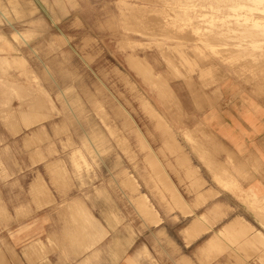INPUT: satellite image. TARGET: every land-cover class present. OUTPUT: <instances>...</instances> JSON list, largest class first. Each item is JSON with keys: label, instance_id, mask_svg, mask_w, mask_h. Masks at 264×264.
<instances>
[{"label": "rangeland", "instance_id": "rangeland-1", "mask_svg": "<svg viewBox=\"0 0 264 264\" xmlns=\"http://www.w3.org/2000/svg\"><path fill=\"white\" fill-rule=\"evenodd\" d=\"M178 3L0 0L3 250L41 217L98 259L264 264V196L203 116L224 88L264 101V0Z\"/></svg>", "mask_w": 264, "mask_h": 264}, {"label": "crops", "instance_id": "crops-1", "mask_svg": "<svg viewBox=\"0 0 264 264\" xmlns=\"http://www.w3.org/2000/svg\"><path fill=\"white\" fill-rule=\"evenodd\" d=\"M230 92L229 89L224 88L223 100L213 102L207 107L203 106V116L212 118L211 125L216 134L215 144L218 145L217 150H212L211 154L217 155L223 162L230 155L240 167L245 164V170L253 174L249 185L250 190L263 197L264 101L256 100L257 102L243 105L240 100L233 98ZM192 113L198 114L199 110L193 109ZM151 149L153 150L152 146ZM152 166L157 172L161 170L157 164ZM170 189L172 190V187ZM177 201L181 203L179 198ZM47 208L40 209L38 215L46 212ZM42 223V218L38 217L37 223L29 227V241L25 244L17 245L9 239L3 250L0 239V264H149L145 255L142 254L145 253L144 247L134 252L131 248L127 249L124 242L121 249L113 245L110 248L106 242L104 256L100 259L97 253H93V249H97L99 243L95 248L82 254L81 245H76V241L80 240L76 239L81 234L80 229L45 227ZM24 246L29 247L27 254L29 261L21 249ZM89 246H91L90 242L84 244L85 248ZM171 252V249L167 252L169 258L166 257L168 255H165L166 259L159 258L160 264H177L178 254ZM185 255L186 259L191 257L187 253Z\"/></svg>", "mask_w": 264, "mask_h": 264}, {"label": "bare ground", "instance_id": "bare-ground-1", "mask_svg": "<svg viewBox=\"0 0 264 264\" xmlns=\"http://www.w3.org/2000/svg\"><path fill=\"white\" fill-rule=\"evenodd\" d=\"M141 1V0H140ZM143 1V0H142ZM148 1V0H147ZM151 1V0H150ZM156 1V0H155ZM180 1V3H178V4H181V6H185V5H182L183 3H184V1H182L183 3H181V0H179ZM189 1V0H188ZM195 1H197V0H195ZM214 1V0H213ZM177 2V1H176ZM185 2H186V0H185ZM204 2V1H203ZM157 3V2H156ZM173 3H175L174 1H173ZM189 3V2H188ZM187 3V4H188ZM192 2H190V4H191ZM255 3V2H254ZM193 4H194V1H193ZM204 4V3H203ZM232 4V3H231ZM192 5V4H191ZM235 5V4H234ZM177 6V5H176ZM216 6V5H215ZM189 7V6H188ZM220 7V6H219ZM178 9V8H177ZM188 10V9H187ZM214 10V9H213ZM210 11V10H209ZM229 11V10H228ZM205 12V11H204ZM209 13V12H208ZM225 13V12H224ZM227 13V12H226ZM259 14V13H258ZM182 15V14H181ZM254 17V16H253ZM237 22V21H236ZM241 22H242V19H241ZM260 27H261V25H260ZM225 30V29H224ZM223 30V31H224ZM250 30V29H249ZM221 31V30H220ZM245 34V33H244ZM231 36V35H230ZM246 36V35H245ZM258 36V35H257ZM178 37V36H177ZM247 37V36H246ZM180 38V37H179ZM210 38V37H209ZM259 38V37H258ZM189 39V38H188ZM257 47V46H256ZM253 48V47H252ZM224 49V48H223ZM222 49V50H223ZM231 51V50H230ZM191 213V212H190ZM185 214H187V213H185ZM237 221V220H236ZM235 221V222H236ZM234 222V221H233ZM238 222V221H237ZM242 222H245V221H242ZM232 223V222H231ZM237 225V224H236ZM235 225V226H236ZM232 227V226H231ZM238 228V227H237ZM250 228V227H249ZM247 229V228H246ZM234 230H236V229H234ZM251 230V229H250ZM231 231V230H230ZM229 231V232H230ZM234 233V232H233ZM239 234V233H238ZM256 235V234H255ZM254 237V236H253ZM252 238V237H251ZM260 238V237H259ZM253 240H251V242H252ZM253 242H255V241H253ZM263 245H264V243H263ZM247 246V245H246Z\"/></svg>", "mask_w": 264, "mask_h": 264}]
</instances>
